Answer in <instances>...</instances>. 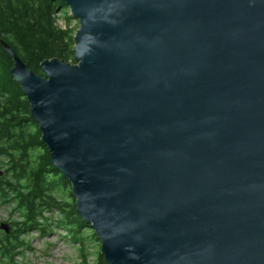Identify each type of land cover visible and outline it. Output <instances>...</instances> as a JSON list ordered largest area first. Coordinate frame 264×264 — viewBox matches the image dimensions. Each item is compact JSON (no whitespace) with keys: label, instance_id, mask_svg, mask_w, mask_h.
I'll list each match as a JSON object with an SVG mask.
<instances>
[{"label":"water","instance_id":"1","mask_svg":"<svg viewBox=\"0 0 264 264\" xmlns=\"http://www.w3.org/2000/svg\"><path fill=\"white\" fill-rule=\"evenodd\" d=\"M62 1L75 64L3 46L105 262L264 264V0Z\"/></svg>","mask_w":264,"mask_h":264},{"label":"trees","instance_id":"2","mask_svg":"<svg viewBox=\"0 0 264 264\" xmlns=\"http://www.w3.org/2000/svg\"><path fill=\"white\" fill-rule=\"evenodd\" d=\"M69 13L62 0H0V207H11L10 214L18 218V237L2 241L0 258L10 262L24 244L19 236L30 232L42 237L64 232L79 247L84 264H90L88 244L99 241L76 215L69 181L51 165L30 106L10 76L14 61L3 46L7 44L36 75L43 76L40 66L46 60L75 64ZM60 14L64 28L56 23ZM92 264L107 263L97 252Z\"/></svg>","mask_w":264,"mask_h":264},{"label":"rangeland","instance_id":"3","mask_svg":"<svg viewBox=\"0 0 264 264\" xmlns=\"http://www.w3.org/2000/svg\"><path fill=\"white\" fill-rule=\"evenodd\" d=\"M70 14V13H69ZM71 27L75 30V34L79 29L77 20L72 19ZM57 25L60 28L65 27L63 14L57 19ZM11 207H0V220H6L8 217L13 221H17V214L13 216ZM24 243L23 246L12 256V261L0 258V264H84L85 262L80 256L79 247L74 245L62 231L51 233L50 236H40L37 232H30L20 237ZM86 252V251H85ZM87 263L92 264L100 253V242L92 241L87 246Z\"/></svg>","mask_w":264,"mask_h":264},{"label":"flooded vegetation","instance_id":"4","mask_svg":"<svg viewBox=\"0 0 264 264\" xmlns=\"http://www.w3.org/2000/svg\"><path fill=\"white\" fill-rule=\"evenodd\" d=\"M15 221H13L11 218L9 219V217L6 220H0V226L2 224H8L10 226V231L9 233H6L5 230H1L0 229V248L2 247V241H10L11 239H13L14 237H18L17 235V230L18 227H16L15 225ZM22 235L19 236V239Z\"/></svg>","mask_w":264,"mask_h":264}]
</instances>
